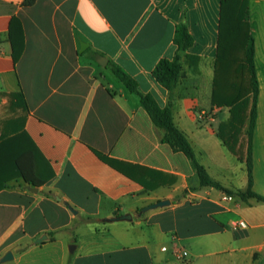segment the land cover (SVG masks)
Masks as SVG:
<instances>
[{
	"label": "crops",
	"instance_id": "1",
	"mask_svg": "<svg viewBox=\"0 0 264 264\" xmlns=\"http://www.w3.org/2000/svg\"><path fill=\"white\" fill-rule=\"evenodd\" d=\"M23 1L0 0V260L13 253L0 264H264V202L202 185L109 64L170 105L213 179L245 190L246 136L228 127L224 142L230 110L212 102L221 0ZM14 17L24 30L16 61ZM183 20L193 44L170 91L153 70L174 57ZM249 22L259 81L253 189L264 195V0H249ZM30 140L36 167L54 173L40 186L14 163ZM162 199L170 204L141 211ZM123 213L133 218L105 219Z\"/></svg>",
	"mask_w": 264,
	"mask_h": 264
},
{
	"label": "trees",
	"instance_id": "2",
	"mask_svg": "<svg viewBox=\"0 0 264 264\" xmlns=\"http://www.w3.org/2000/svg\"><path fill=\"white\" fill-rule=\"evenodd\" d=\"M33 1L24 0L23 3L28 5ZM10 40L16 61L24 49V30L17 17H14L10 23ZM174 42L177 45L174 57L162 58L153 70L157 80L170 91L176 86L180 76V53L193 44V37L185 20L176 25ZM109 64L126 87L140 96L142 105L161 133V140L187 155L202 185L237 194L244 200L254 197L264 202V195L253 189V133L257 120L259 81L255 65V39L249 22V0H221L212 96L213 104L230 110V118L221 122L219 129V135L224 142H228L224 135L228 127L232 129L235 126L236 129L238 124L246 126L248 184L245 190H230L213 179L205 166L197 159L194 148L186 135L176 126L170 105L161 106L153 94L140 91L137 80L120 65L111 61ZM14 95L17 102L22 104L24 101L26 106L24 95L21 92H14ZM23 150L14 161L18 173L29 184L43 185L54 175L53 171L47 162L45 169L36 167L31 140L28 149L24 147ZM100 156L111 165L118 167L116 160L102 154Z\"/></svg>",
	"mask_w": 264,
	"mask_h": 264
},
{
	"label": "water",
	"instance_id": "3",
	"mask_svg": "<svg viewBox=\"0 0 264 264\" xmlns=\"http://www.w3.org/2000/svg\"><path fill=\"white\" fill-rule=\"evenodd\" d=\"M105 60L103 61L102 59L99 60V62H101L103 65L106 64L107 62V58L106 57H103ZM170 204V200L169 199H162V200H158L156 202H152L146 206H144L142 208L141 211H146V210H149V209H152V208H155V207H158V206H164V205H168ZM69 208L76 212L75 208H73L72 206L69 205ZM133 216L132 214L130 213H123V214H120V215H117V216H111V217H107L105 218L106 220H117V219H132ZM47 236L44 235L43 237H40L37 239V241H41L43 239H45ZM73 244L70 246V248H73ZM13 258V253L11 251H8L0 260V262H4V261H7V260H10Z\"/></svg>",
	"mask_w": 264,
	"mask_h": 264
},
{
	"label": "rangeland",
	"instance_id": "4",
	"mask_svg": "<svg viewBox=\"0 0 264 264\" xmlns=\"http://www.w3.org/2000/svg\"><path fill=\"white\" fill-rule=\"evenodd\" d=\"M246 134V126H245V128H244V126L242 125V124H238V126L236 127V129H235V134H236V136H239L240 134ZM225 136H228L229 137V133L228 132H226V130H225V134H224ZM145 212H147V211H144L143 213H145ZM140 213H142V212H140V211H136L135 212V215H139Z\"/></svg>",
	"mask_w": 264,
	"mask_h": 264
},
{
	"label": "built area",
	"instance_id": "5",
	"mask_svg": "<svg viewBox=\"0 0 264 264\" xmlns=\"http://www.w3.org/2000/svg\"><path fill=\"white\" fill-rule=\"evenodd\" d=\"M229 198H231V196H229ZM241 224L243 225V223L241 222Z\"/></svg>",
	"mask_w": 264,
	"mask_h": 264
}]
</instances>
